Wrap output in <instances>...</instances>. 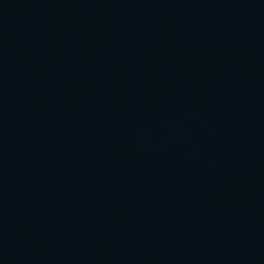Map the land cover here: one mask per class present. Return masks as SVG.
<instances>
[{
    "label": "water",
    "instance_id": "95a60500",
    "mask_svg": "<svg viewBox=\"0 0 264 264\" xmlns=\"http://www.w3.org/2000/svg\"><path fill=\"white\" fill-rule=\"evenodd\" d=\"M0 264H264V0H0Z\"/></svg>",
    "mask_w": 264,
    "mask_h": 264
}]
</instances>
